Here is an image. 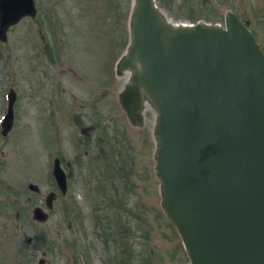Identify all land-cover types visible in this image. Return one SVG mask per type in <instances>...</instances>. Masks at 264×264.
Listing matches in <instances>:
<instances>
[{
    "label": "rangeland",
    "instance_id": "rangeland-1",
    "mask_svg": "<svg viewBox=\"0 0 264 264\" xmlns=\"http://www.w3.org/2000/svg\"><path fill=\"white\" fill-rule=\"evenodd\" d=\"M157 2L174 23H223L225 12L233 9L264 49V0ZM134 3L36 0L35 19L24 18L9 29L7 42L0 41V125L8 90L17 92L14 126L6 136L0 131V264H38L41 257L47 264L189 261L176 228L162 210L157 216L155 212L160 205L155 111L147 106L146 124L133 127L117 98L127 76L113 73L112 86L107 84L104 66L125 53ZM109 4L113 9L107 13ZM68 65L78 70L81 81L62 72ZM90 124L94 127L86 129ZM55 156L63 166L71 164L69 190L47 210L45 194L58 190L51 174ZM31 182L41 193L29 189ZM128 182L135 187L124 190ZM104 190L123 210L109 206ZM138 191L144 198L141 206ZM35 206L49 217L34 220ZM98 221L103 243L93 234L94 228L100 230Z\"/></svg>",
    "mask_w": 264,
    "mask_h": 264
},
{
    "label": "water",
    "instance_id": "water-1",
    "mask_svg": "<svg viewBox=\"0 0 264 264\" xmlns=\"http://www.w3.org/2000/svg\"><path fill=\"white\" fill-rule=\"evenodd\" d=\"M33 0H0L1 37ZM133 70L121 100L138 123L142 101L157 109V173L163 207L192 263L264 264V54L236 16L227 29L172 25L155 0H136ZM11 94L6 130L13 120ZM55 173L63 184L62 170Z\"/></svg>",
    "mask_w": 264,
    "mask_h": 264
}]
</instances>
